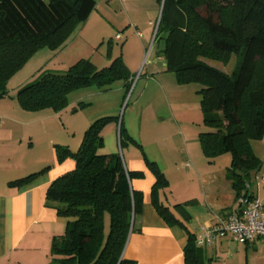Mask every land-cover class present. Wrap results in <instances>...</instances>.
Wrapping results in <instances>:
<instances>
[{"label": "trees", "instance_id": "1", "mask_svg": "<svg viewBox=\"0 0 264 264\" xmlns=\"http://www.w3.org/2000/svg\"><path fill=\"white\" fill-rule=\"evenodd\" d=\"M157 2L162 8L155 40L163 41L158 54L178 84L201 86L197 95L203 124L213 131L199 134L200 148L208 159L230 155L226 179L237 200L262 167L251 141L264 137V0ZM95 8L94 0H0V98L7 97L9 79L34 53L61 48ZM231 55L239 58L231 75L204 61L226 62ZM131 80L120 57L101 69L82 59L64 73H42L17 91L16 101L27 112L59 113L68 107L72 92H105L116 81L127 89ZM113 120L117 122L114 117L92 122L76 152L54 145L57 162L71 160L75 168L46 192V206L69 219L64 233L52 240L48 264H133L123 252L140 214L142 195L131 189L130 181L143 174L127 173L118 154H100L102 130ZM125 140L135 142L120 126V146ZM145 161L155 179L151 198L157 214L168 226L183 227L158 199L169 186L167 179L155 163ZM44 171L11 184H28ZM174 210L190 219L185 204H176ZM183 259L184 264H205L203 248L195 245L190 232Z\"/></svg>", "mask_w": 264, "mask_h": 264}, {"label": "crops", "instance_id": "2", "mask_svg": "<svg viewBox=\"0 0 264 264\" xmlns=\"http://www.w3.org/2000/svg\"><path fill=\"white\" fill-rule=\"evenodd\" d=\"M114 5L118 6L117 10ZM160 16L161 5L157 0H110V4L103 7L102 11L96 3L89 18L74 30L73 33L80 27L76 38L73 41L69 38L61 48L52 53L55 58L65 56L64 64L68 67L84 59L91 61L95 67H98V63H105L102 68H106L113 59L120 57L132 78L142 58L143 44L156 42ZM117 34L121 35V40L115 38ZM138 34L142 36V43L137 40ZM108 38L107 61L96 62L93 56L83 58L92 45L101 44ZM113 41H122L117 52H114ZM82 44L86 52L80 50ZM130 46L135 49L134 54L139 55L136 65L128 53ZM158 53L156 51L148 58L144 70L140 72L135 86V89L139 87L134 107L138 108L142 99L148 98L146 109L149 114L156 115L157 126L154 124L146 128L141 120L138 135L145 128L148 133L146 138H142L126 125V133L135 142L125 140L119 153L127 173L143 174L142 179L130 181L131 189L141 193L142 204L140 214L134 220V230L129 235L123 258L133 264H184L183 249L187 242V232L196 236L202 227L214 226L219 220L225 219L235 209L236 192L224 173L222 184L225 191L216 196V203L208 195L205 183L208 182L211 167L206 165L202 152L198 151L199 135L182 132V128L188 124L196 123V120H192V114L200 108L197 95L199 88L192 84H178L175 76L166 71L165 61ZM46 72L66 71L56 69ZM27 84L29 82L14 91L17 93ZM116 90L122 91L121 87ZM105 92L96 90L86 96H100V112L97 115L95 113L93 118L84 119L77 130L72 127L71 122L63 121L62 131L66 137L57 139L44 124L54 121L56 116L62 121L68 107L59 113H50V110L27 112L18 105L8 106L5 101L0 105V264L49 263L52 240L64 233L69 219L57 216L55 209L46 206V192L53 181L75 168L74 161L57 162L54 145L66 146L76 152L84 132L92 122L113 117L110 114L112 102L105 97ZM152 100H158L159 103ZM134 109L132 115L135 113ZM68 116L70 117L65 116L66 119ZM200 116L202 118V114ZM170 128L175 135L173 141L166 135ZM118 131V122L105 126L101 133L104 145L100 154L117 155L116 149L107 148V138H114ZM146 159L155 163L167 179L169 186L159 192L158 199L183 227H170L157 214L151 198L155 179L147 168ZM43 170V174L28 184H11ZM256 177L257 181L252 184L250 193L264 201V163ZM176 204H185L190 215L188 221L175 212ZM203 251L205 264H264V242L261 240L240 244L227 236L219 238L214 245L203 248Z\"/></svg>", "mask_w": 264, "mask_h": 264}, {"label": "rangeland", "instance_id": "3", "mask_svg": "<svg viewBox=\"0 0 264 264\" xmlns=\"http://www.w3.org/2000/svg\"><path fill=\"white\" fill-rule=\"evenodd\" d=\"M96 3L99 4V8L102 11V8L105 7L106 5L110 4V0H94ZM114 8L117 10L118 6L114 5ZM95 26H93L94 28ZM92 28V29H93ZM80 27L76 30L75 33L70 37V41H73L76 38V35L79 31ZM137 36V35H136ZM141 37L137 36V40L139 42H143L141 40ZM108 39H104L103 43H97L96 45H92L91 49H88L87 52L82 44L80 50L83 52H86L84 54L85 57L83 58H90L93 56L95 58L96 62L100 61H107L106 60V49H107V41ZM69 40V39H68ZM122 41H113L114 44V52L118 51ZM80 43V42H79ZM138 47V46H137ZM79 48H73L75 50ZM163 48V41L157 39L155 43H151L150 45L143 44L142 48V54H141V61L138 65L137 71L134 73V76L131 78V82L129 83V87L127 89L124 88L123 82L121 81H116L114 82L108 90L105 92L107 93L105 97H108L110 101L112 102V109H111V116L114 118H117L118 122V127L120 129V126H130L134 133L137 136H141L142 138H146L148 133H147V127L154 125L157 126V118L156 115L149 114L147 109H146V102L148 101V98L144 97L142 99V103L138 108H135V101H136V96H137V89L138 87L135 86L138 82L140 72L144 70L145 65L147 64V60L150 56H153L156 51H160ZM72 49V50H73ZM71 50V51H72ZM70 52V51H69ZM128 53L130 56L133 58V64L136 65L138 63V56L135 55V49L130 46ZM55 54L52 53L51 50L49 49H41L37 51L36 53L33 54L32 57H30L25 64L17 71L14 73V75L9 79L7 83V90H8V97L5 98H0V105H2L5 101L8 106L11 105H18L16 101V88L19 86H22L23 84L27 82H35L38 80L39 76L46 72V71H51V70H68V66L64 64L65 62V56H59L55 58ZM67 61V60H66ZM207 64L217 68L218 70L231 75L232 72L235 70L236 65L238 64L239 58L235 55H231L230 58L226 61H212V60H204ZM98 69L102 68L105 66V63H98ZM61 72V71H60ZM201 89V86L199 84H192ZM117 87H121V92L117 91ZM96 91L95 88H88L87 89H81L77 90L75 92H72L69 97L68 101L70 102L68 105V110L66 115H70L68 119L64 116L63 120L56 116L54 121L52 122H46L44 125L47 126L48 131L52 134V136L57 139L62 137H66L65 133L62 131L64 128H62V122H71L72 127L76 128V130L79 128V124L84 120L89 118H93V116L98 114L97 112H100V101L98 99V96H93L91 98L86 97L90 92ZM5 99V100H4ZM153 102L155 101L156 103H159L158 100H152ZM198 102L200 105V98L198 97ZM83 105V106H81ZM18 107V106H16ZM67 109V108H66ZM134 109L135 113L132 115V110ZM162 112V110H161ZM50 113H55L50 110ZM71 113V114H69ZM74 115H73V114ZM75 113H77L75 115ZM143 114V116H142ZM202 114V112H201ZM200 114V108L197 109L195 114H192V120H196V123L193 125L188 124L187 127L182 128V132L184 134H195L197 133L198 135L200 133H208L212 132L213 129L209 127H205L203 124V117L201 118ZM187 118V117H186ZM143 121V125L145 128L142 133L138 135V130L140 128V121ZM114 122V120H113ZM111 122V123H113ZM39 129H41V125L39 126ZM166 135L173 141L174 139V131L170 128L168 129ZM51 137V136H50ZM49 137V140H50ZM199 137V136H198ZM199 143V139H198ZM107 148H112L113 150L116 149V153L119 155L121 146L119 142V131L117 133V136L114 138H107ZM174 148L175 151L177 152V148L175 147L174 143ZM199 152L201 151L200 144L198 148ZM251 149L252 153L260 159L262 163H264V137L261 139L253 140L251 141ZM202 152V151H201ZM204 156V155H203ZM204 159L206 161V165L208 167H211V169L208 171L210 173L208 177V182L205 183V186L207 187V193L209 196L214 198L212 200L213 203L215 202L216 196L217 195H222V193L225 191V187L222 184V181L224 180V173L227 174L228 168H230L231 164V157L229 154H223L218 157H214L211 159H208L204 156ZM207 171V170H206ZM226 176V175H225ZM226 183V182H225ZM254 185V180L253 183ZM225 194V193H224ZM181 217V216H180ZM182 218V217H181ZM183 219V218H182Z\"/></svg>", "mask_w": 264, "mask_h": 264}, {"label": "built area", "instance_id": "4", "mask_svg": "<svg viewBox=\"0 0 264 264\" xmlns=\"http://www.w3.org/2000/svg\"><path fill=\"white\" fill-rule=\"evenodd\" d=\"M115 38L122 39L120 34ZM188 166L189 164L186 165ZM254 181H257V177ZM251 188V184H245V191L237 198L235 209L225 219L219 220L214 226L200 229L195 236L197 247H210L219 238L227 236L240 244H250L257 240L264 242V201L251 194Z\"/></svg>", "mask_w": 264, "mask_h": 264}, {"label": "water", "instance_id": "5", "mask_svg": "<svg viewBox=\"0 0 264 264\" xmlns=\"http://www.w3.org/2000/svg\"><path fill=\"white\" fill-rule=\"evenodd\" d=\"M161 8H162V6H161Z\"/></svg>", "mask_w": 264, "mask_h": 264}]
</instances>
